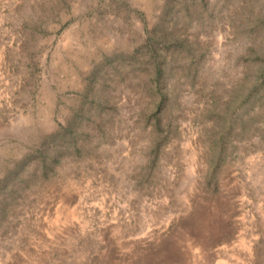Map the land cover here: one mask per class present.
Segmentation results:
<instances>
[{
    "label": "rangeland",
    "instance_id": "374dc122",
    "mask_svg": "<svg viewBox=\"0 0 264 264\" xmlns=\"http://www.w3.org/2000/svg\"><path fill=\"white\" fill-rule=\"evenodd\" d=\"M0 264H264V0H0Z\"/></svg>",
    "mask_w": 264,
    "mask_h": 264
}]
</instances>
